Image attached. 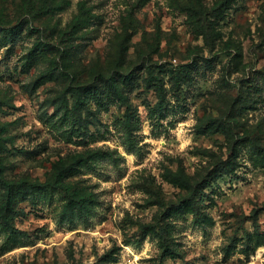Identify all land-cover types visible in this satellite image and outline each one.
Returning a JSON list of instances; mask_svg holds the SVG:
<instances>
[{"label": "rangeland", "instance_id": "1", "mask_svg": "<svg viewBox=\"0 0 264 264\" xmlns=\"http://www.w3.org/2000/svg\"><path fill=\"white\" fill-rule=\"evenodd\" d=\"M264 264V0H0V264Z\"/></svg>", "mask_w": 264, "mask_h": 264}, {"label": "built area", "instance_id": "2", "mask_svg": "<svg viewBox=\"0 0 264 264\" xmlns=\"http://www.w3.org/2000/svg\"><path fill=\"white\" fill-rule=\"evenodd\" d=\"M126 264H138V262L130 260V261H128V263H126Z\"/></svg>", "mask_w": 264, "mask_h": 264}]
</instances>
